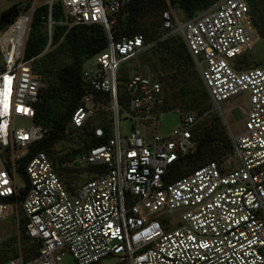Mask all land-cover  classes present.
<instances>
[{"label":"built area","instance_id":"built-area-1","mask_svg":"<svg viewBox=\"0 0 264 264\" xmlns=\"http://www.w3.org/2000/svg\"><path fill=\"white\" fill-rule=\"evenodd\" d=\"M56 2L69 28L98 25L106 32V48L89 60L91 69H82L83 93L66 128L79 130L101 111L112 114L107 142L81 152L75 162L105 169L70 193L47 153L37 152L25 164L28 185L21 197L25 183H17L18 162L48 134L34 123L43 83L32 69L34 58L24 54L33 8L0 31V220L20 208L25 236L37 253L28 260L8 258L0 235V264H60L64 252L76 264L108 257L123 264H264V64L247 68L236 62L260 40L246 0H219L183 21L166 0L163 39L180 35L212 105L249 98L244 127L231 136L240 166L228 170L210 161L177 178L173 169L197 150L193 132L201 118L180 112V126L169 137L147 128L157 127L155 112L165 108L167 97L145 69L119 81V66L152 45L141 34L112 38L114 17L127 0H46L48 14L41 20L49 43ZM119 87L128 117L141 126L127 137L117 123ZM15 119L31 125L15 127ZM94 133L102 136L100 129ZM169 216L178 224L167 223Z\"/></svg>","mask_w":264,"mask_h":264},{"label":"trees","instance_id":"trees-1","mask_svg":"<svg viewBox=\"0 0 264 264\" xmlns=\"http://www.w3.org/2000/svg\"><path fill=\"white\" fill-rule=\"evenodd\" d=\"M218 1L168 0L172 8H177L184 14L185 20L209 9ZM246 2L253 26L259 33L260 38L264 39V0H246ZM29 7L30 3H27L24 9L21 6H17L3 14L0 18V30L8 26L21 12ZM148 9H154L155 17L149 22L142 24L139 20ZM165 9H167L166 0H127L124 8L117 13L115 23L110 29L112 38L117 40L121 37H132L141 34L145 38L146 43L155 42L153 46L155 51L158 52L157 61L155 62V73L159 71L161 74H165L164 78H158V80L163 84L164 88L173 92L169 97L166 96L167 101L164 110L190 111L201 114L205 111V106L203 105L209 97L199 78L196 80V82L199 81L196 84H191L186 80L188 77L196 75V72L182 38L177 35H171L166 39L158 40L162 37V30L159 33L158 29H161V13ZM48 10V5L45 4L34 9L24 49L27 59L34 58L32 69L43 83L41 101L35 106L34 123L45 126L48 129V134L40 142L34 144L29 153L18 162L17 172L25 183V187L21 191V197L28 185L24 170L26 162L37 152L50 154L52 148L67 137V124L83 93L80 81L82 69L86 62L103 51L107 45L106 32L102 26L90 25L70 28L66 26L60 2L53 3L51 8V20L54 25L49 43L47 31L41 20V16L48 14ZM48 43L49 46L46 49ZM245 58L246 55L237 60V65L247 66L248 61ZM158 64L160 69L157 68ZM173 67H175L174 71L177 74H167ZM178 75L179 79L177 78ZM215 120L219 123L217 117ZM89 121L79 129L82 134H85V138L80 140L84 149L73 152V157L91 147L105 144L110 137V125H105L101 120L99 129L102 130V136L96 137L95 129L89 128ZM197 139L196 152L186 156L184 164L173 169V178L187 175L194 170L196 161L203 156L205 147L221 146L220 158L223 159L233 154L232 142L227 137L225 141L217 142L207 130H201L197 135ZM72 160L73 158L70 160H57L56 163L61 165L64 162L70 163ZM189 162L190 167L193 168L184 174L180 173V168L189 164ZM74 166L76 165L74 164ZM88 168L91 174L102 172L105 169L103 165L90 166ZM58 170H61V173L67 171L66 168H58ZM25 223V218H23L20 224V231L24 239H28L25 236ZM36 253L37 247L26 254L25 260L34 257Z\"/></svg>","mask_w":264,"mask_h":264},{"label":"rangeland","instance_id":"rangeland-1","mask_svg":"<svg viewBox=\"0 0 264 264\" xmlns=\"http://www.w3.org/2000/svg\"><path fill=\"white\" fill-rule=\"evenodd\" d=\"M46 0H0V18L3 14L8 11L14 9L15 7L21 6V8H25L27 3H30V7L25 11L21 12V14L25 12H30L32 9H36L37 7L45 4ZM214 4L211 6L213 7ZM210 7V8H211ZM177 15L178 20H185L184 14L177 8L174 9ZM34 11V10H33ZM19 15V16H20ZM155 11L154 9H148L145 15L139 20L140 23H147L150 20L154 19ZM116 20V16L114 17ZM161 22V21H160ZM1 31V30H0ZM158 32L161 33V29H158ZM180 36L178 34H174ZM158 40H163V32L162 37ZM155 42L151 43L152 45L140 55L134 57L133 59L121 64L117 71V76L119 81H124L129 77L134 71L138 69H145L148 74H150L154 78H164L165 74H161L159 71L155 73V62L157 61L158 52L155 51V47L153 46ZM246 61H248V65L245 66L247 68L258 66V64H264V39H261L256 43L255 47L252 51L246 54ZM85 69L92 68V62H86L84 67ZM159 68V64L157 66ZM174 68L167 74H177L174 71ZM2 70V60L0 57V71ZM166 71V70H165ZM196 72V71H195ZM179 79V75L177 77ZM198 74L188 77V80L191 84H196V80L198 79ZM202 84V83H201ZM163 85V84H162ZM203 87V86H202ZM164 88V86H163ZM166 96L169 97L173 92L170 89L164 88ZM119 94V105L120 110L118 112L117 123L120 129V134L122 137H127L131 133V131L135 129H140L141 126L139 123L132 121L128 117V107L125 101L124 91L122 87L118 88ZM105 108H109L108 100H105L104 105ZM205 106V111L201 114L197 112L184 111V113H193L201 118L198 126L195 128L193 132V136L197 139V135L201 130H207V132L217 141L224 140L227 137L228 140H231V136L238 135L246 121L247 110L249 106V98L247 94H243L241 96L231 98L227 101H224L219 104L218 108L215 105H212L210 99L208 98L203 105ZM180 110L174 111H166L164 109L156 111V119L155 124L157 127L153 125H147L148 129H152L158 134L160 137H169L172 130L180 126L181 114ZM218 118L219 123L216 122L215 118ZM105 125H110L112 122V114L109 111H101L96 117L90 119L89 128L99 129L100 121ZM15 127H26L31 125L30 122L23 119H15L14 120ZM94 130V131H95ZM67 137L61 142L57 143L53 148L50 154H47L49 159L51 160L53 167L56 173L59 175V178L63 182L64 187L72 193L77 187L81 184L85 183L91 177L89 168H80L74 166L76 162V158L78 154L73 157L72 153L76 150H83V143L80 141L85 138V134H82L81 130H68ZM220 144V143H219ZM222 147L214 145L213 147H205L203 150V156L196 161V165L194 167L202 166L207 162L214 160L222 166L224 169L230 170L231 168H238L240 163L238 159L231 154L226 158H220ZM81 153V152H79ZM73 160L68 163L64 162L61 165H58L57 160H65L72 159ZM230 163V164H229ZM58 168H66L67 171L61 173V170ZM193 167H190L189 164L182 166L179 170L180 173L184 174L186 171L191 170ZM18 178V185L21 186L23 183L22 178ZM25 218L19 208L15 214L4 220H0V235L2 237V252L6 253L8 258H17L19 256L25 260V256L28 252L35 249L36 245L31 243L28 239H24L23 234L20 231V224L22 219ZM167 223L175 226L178 224V220L173 216H169L167 219ZM0 251V255H3ZM60 264H76L72 255L68 252H64ZM98 264H123L117 258L108 257L102 259Z\"/></svg>","mask_w":264,"mask_h":264}]
</instances>
